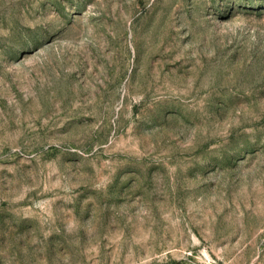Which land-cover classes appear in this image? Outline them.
Returning <instances> with one entry per match:
<instances>
[{"label": "rangeland", "instance_id": "1", "mask_svg": "<svg viewBox=\"0 0 264 264\" xmlns=\"http://www.w3.org/2000/svg\"><path fill=\"white\" fill-rule=\"evenodd\" d=\"M0 264H264V0H0Z\"/></svg>", "mask_w": 264, "mask_h": 264}]
</instances>
